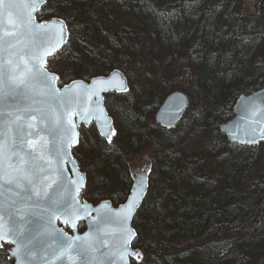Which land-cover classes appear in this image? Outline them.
Here are the masks:
<instances>
[{
	"label": "trees",
	"instance_id": "1",
	"mask_svg": "<svg viewBox=\"0 0 264 264\" xmlns=\"http://www.w3.org/2000/svg\"><path fill=\"white\" fill-rule=\"evenodd\" d=\"M45 1L37 20L61 19L70 32L47 62L59 84L116 70L129 81V93L106 104L111 143L92 129L93 145L73 156L87 176L81 200L118 207L132 164L151 153L149 192L133 221L142 257L131 264H264V143L232 145L220 131L238 97L264 88V21L251 22L237 0ZM175 91L190 100L180 124H150ZM9 249L0 264H13Z\"/></svg>",
	"mask_w": 264,
	"mask_h": 264
},
{
	"label": "water",
	"instance_id": "2",
	"mask_svg": "<svg viewBox=\"0 0 264 264\" xmlns=\"http://www.w3.org/2000/svg\"><path fill=\"white\" fill-rule=\"evenodd\" d=\"M45 5L46 1L40 0L33 12L36 23L45 27L36 30L38 34L32 38L33 42L29 46L32 51L26 57V62L33 63L30 58L33 54L37 57L36 63L40 64L41 59L46 61L40 66L49 74L51 95L37 99L47 103L33 105L30 93H26L23 88L10 91L4 86L6 77L0 75V142L4 141L9 121L15 115L24 116L21 123L34 125L32 129L25 127V131H32L34 135L24 150L35 155L43 153L44 159L38 163L44 165V171L37 170L35 178L45 195L38 197L31 192L24 193L14 184L4 183L7 165L0 155V234L3 247L9 246L10 259L14 264H20V260L13 256L17 247L14 237L20 232L21 239L27 245L26 249H22L24 264H125L119 254L125 240H128L129 252L139 254L138 257H125L127 264H131V260L142 257L140 251L133 249L136 237L133 221L149 192V172L144 170L132 175L130 194L118 208L110 201L93 206L81 201L87 177L81 173L72 155V148L80 141L79 128L82 125L88 128L94 123L99 135L106 142H111L115 128L106 109L104 96L108 93H128L129 82L121 71L116 70L106 77L94 78L89 83L74 81L60 89L59 77L49 72L46 64L65 48L70 32L66 22L61 19L45 22L37 20L38 13ZM6 56L7 53L0 50V65ZM189 103L187 94L180 91L171 93L157 110L155 124L165 130L175 129L182 121ZM49 104L51 108L47 111L46 120H42L38 113L31 114L36 116L32 120L29 113L18 112V109L23 110L30 105L48 109ZM232 111L233 119L220 126L228 142L242 147H256L264 143V88L238 97ZM38 129L39 135H36ZM12 135H16L15 126ZM60 148L63 151L58 155ZM15 160L13 157V162ZM133 204L135 207H132ZM73 209L79 214V219L71 215ZM53 211L55 216L52 215ZM73 221L75 228L72 227ZM8 239H13V242L8 244ZM71 242H74L73 248L68 255L61 257V248ZM78 248L86 251L82 254L77 251Z\"/></svg>",
	"mask_w": 264,
	"mask_h": 264
},
{
	"label": "snow or ice",
	"instance_id": "3",
	"mask_svg": "<svg viewBox=\"0 0 264 264\" xmlns=\"http://www.w3.org/2000/svg\"><path fill=\"white\" fill-rule=\"evenodd\" d=\"M39 2L40 0H0V50L7 53L3 64L0 65V75L6 77L4 86L10 91L23 88L26 93H30V99L33 105L46 104L47 101L37 98L51 95L48 84L49 74L40 66V64L46 63V61L41 59L40 64L36 63L37 57L33 54L30 57L33 63L26 62V57L32 51L29 47L33 42L32 38L38 34L36 30L45 27L43 24L36 23L33 17V12L36 10ZM46 89L47 91H45ZM50 108V104L48 105V109L30 105L23 110L18 109V112L23 111L30 115L32 113H38L42 120H46L47 111ZM9 115H12V113H9ZM31 119L35 120L36 116L31 115ZM23 120V115H15L9 121L8 133L4 141L0 142V155L3 156L4 162L7 165L3 175V181L6 184H14L18 189L23 190L24 193L31 192L35 196L43 197L45 193L39 187L35 178V172L37 170L44 171V165L38 163V161L44 159L43 153L41 152L40 155H35L24 150L26 144L31 143L30 138L34 135L32 131H25V127L32 129L34 125L31 123H21ZM13 126L16 128V135H12ZM39 131L38 129L35 134L39 135ZM62 151V148L58 149V155ZM13 157L16 158L15 162H13ZM48 163L50 164L51 161ZM132 207H135V204ZM52 215L55 216V211L52 212ZM71 215L75 219L80 218L74 209ZM65 223H68V221H65ZM72 227H76L74 221ZM21 236L22 233L20 232L15 234L14 239L16 240L17 247L13 256L17 260H20V264H24V252L22 249H26L27 245L21 239ZM12 242L13 239L7 240L8 244ZM73 245L74 242H71L67 247H62L60 256L68 255ZM0 248H3L2 234H0ZM77 251L83 254L86 250L78 248ZM128 255L139 256L138 253L129 252V241L125 240L119 258L127 264L125 257ZM69 258L71 259V257Z\"/></svg>",
	"mask_w": 264,
	"mask_h": 264
},
{
	"label": "rangeland",
	"instance_id": "4",
	"mask_svg": "<svg viewBox=\"0 0 264 264\" xmlns=\"http://www.w3.org/2000/svg\"><path fill=\"white\" fill-rule=\"evenodd\" d=\"M259 1L260 0H237L238 5L241 7L242 13L248 14L252 19L251 22H255L256 20L264 21V16H260L257 14V8H258ZM46 69L49 72L54 73L53 71H51L49 69V66H46ZM59 87L61 88V87H63V85L59 84ZM135 90H139V87L138 86L135 87ZM119 100H120L119 98L110 97V98H108L107 102L112 105L115 102L117 103ZM153 120H154V115H153L152 121H150V124H154ZM91 128L92 127L81 129V131L85 130V137H86V139H85L84 137H82V134H81V139H80V142L78 144V145H82L81 147H85V145H87V143H91L93 145L92 137H93L94 133H92ZM93 131H95V130H93ZM261 148H262V150H264L263 146ZM151 159H152L151 153L150 152H144L143 154L138 156L137 159L134 161V163L132 164L131 170H137L138 168H140L144 164H146V166L148 167V163H150ZM259 171H260L259 172V178L264 179V160L259 165ZM7 252L9 253L10 249Z\"/></svg>",
	"mask_w": 264,
	"mask_h": 264
},
{
	"label": "flooded vegetation",
	"instance_id": "5",
	"mask_svg": "<svg viewBox=\"0 0 264 264\" xmlns=\"http://www.w3.org/2000/svg\"><path fill=\"white\" fill-rule=\"evenodd\" d=\"M74 81H78V80H74ZM74 81H71V82H69L68 84H66V86L67 85H69V84H71L72 82H74ZM83 81V80H82ZM91 81V79L90 80H88V81H84V82H86V83H89ZM65 86V85H64ZM129 88H130V85H129ZM121 96H123V95H121V94H117V93H108V94H105V96H104V98H105V106H106V104H107V101H108V98H110V97H121ZM106 109H107V107H106ZM108 111V110H107ZM109 113V112H108ZM109 116L112 118V116L109 114ZM113 119V118H112ZM114 121V120H113ZM89 127H92L91 129H94L96 132H97V134H99L98 133V131H97V128H96V125L94 124V123H92ZM88 127V128H89ZM82 128H85L84 127V125H82L81 127H80V131H81V129ZM81 133V132H80ZM146 168H147V166H146V164H144L143 166H141L140 168H138L137 170H131L130 171V174H131V178H132V175H136V174H140V173H142L144 170H146ZM132 186H133V178H132ZM132 188V187H131ZM130 191H131V189H130ZM130 194V193H129ZM106 201H109V200H106ZM102 202H104V201H102ZM102 202H100V203H102ZM111 202V201H110ZM100 203H98L97 205H99ZM124 204V203H123ZM96 205V206H97ZM122 205V204H121ZM121 205H118V207L119 206H121ZM114 206V205H113ZM115 207V206H114ZM118 207H115V208H118Z\"/></svg>",
	"mask_w": 264,
	"mask_h": 264
}]
</instances>
